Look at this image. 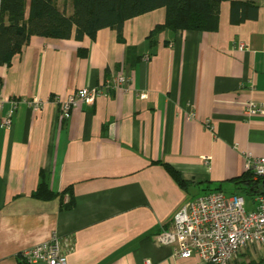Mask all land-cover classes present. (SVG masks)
Returning <instances> with one entry per match:
<instances>
[{"label":"crops","instance_id":"1","mask_svg":"<svg viewBox=\"0 0 264 264\" xmlns=\"http://www.w3.org/2000/svg\"><path fill=\"white\" fill-rule=\"evenodd\" d=\"M54 1L73 13L72 0ZM231 1L222 0L214 31L167 28L151 44L167 16L160 7L128 19L121 39L113 28L80 40L34 35L0 64V264H20L21 251L54 236L71 238L68 264H207L173 257L156 235L211 191L256 208L237 180L248 154L264 155V113L245 114L251 100L264 107V0H240L258 14L236 24ZM119 75L129 81L115 85ZM82 87L100 93L62 118L60 102ZM43 182L51 198L37 196ZM253 262L264 264V248L229 264Z\"/></svg>","mask_w":264,"mask_h":264},{"label":"trees","instance_id":"2","mask_svg":"<svg viewBox=\"0 0 264 264\" xmlns=\"http://www.w3.org/2000/svg\"><path fill=\"white\" fill-rule=\"evenodd\" d=\"M73 13L67 14L54 0H31L29 15L26 14V0H0V64L9 65L15 55L20 54L34 35L69 39L85 36L95 38L103 28L116 29L119 38L125 22L135 16L165 7L166 20L157 24L149 35L150 43L164 29L214 31L218 28L222 0H72ZM258 5L255 2L231 1L230 19L233 24L248 18H257ZM133 49H129L132 51ZM86 54V49L80 51ZM176 180L184 185L180 174L167 165ZM239 188L249 194L263 191V182L256 180L251 172L237 180ZM37 196H53L46 183H41ZM72 202V201H71ZM20 264H25L23 261ZM250 264H257L255 262Z\"/></svg>","mask_w":264,"mask_h":264},{"label":"built area","instance_id":"3","mask_svg":"<svg viewBox=\"0 0 264 264\" xmlns=\"http://www.w3.org/2000/svg\"><path fill=\"white\" fill-rule=\"evenodd\" d=\"M240 49H246L243 43ZM129 81L126 75H119L114 84L119 86ZM108 83L106 87L111 86ZM1 87V82H0ZM100 90L82 87L60 102L61 117L66 119L80 101L92 103ZM145 96V94H142ZM5 99L0 95V111ZM34 110L42 108V101L33 99ZM264 113L261 104L251 100L245 114ZM13 110L2 119L4 125H12ZM213 129V126L208 124ZM247 171L255 179L264 180V155H247ZM256 208L248 210L244 197L235 193L230 196L215 190L186 202L174 215L172 225L156 235L157 241L173 246V257L189 258L197 255L207 264H229L248 247L264 248V189L255 194ZM71 238L54 236L49 241L21 251L19 257L25 264H68L67 252L71 248Z\"/></svg>","mask_w":264,"mask_h":264},{"label":"rangeland","instance_id":"4","mask_svg":"<svg viewBox=\"0 0 264 264\" xmlns=\"http://www.w3.org/2000/svg\"><path fill=\"white\" fill-rule=\"evenodd\" d=\"M246 200L248 199L246 196H245Z\"/></svg>","mask_w":264,"mask_h":264}]
</instances>
